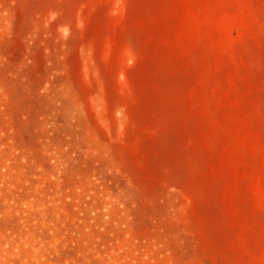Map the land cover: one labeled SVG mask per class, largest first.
I'll use <instances>...</instances> for the list:
<instances>
[{"label":"rangeland","instance_id":"obj_1","mask_svg":"<svg viewBox=\"0 0 264 264\" xmlns=\"http://www.w3.org/2000/svg\"><path fill=\"white\" fill-rule=\"evenodd\" d=\"M0 264H264V0H0Z\"/></svg>","mask_w":264,"mask_h":264}]
</instances>
